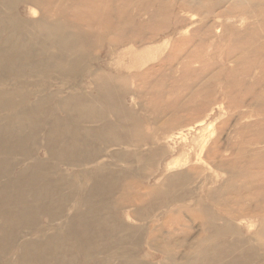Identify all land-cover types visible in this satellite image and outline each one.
Listing matches in <instances>:
<instances>
[{"label":"bare ground","instance_id":"6f19581e","mask_svg":"<svg viewBox=\"0 0 264 264\" xmlns=\"http://www.w3.org/2000/svg\"><path fill=\"white\" fill-rule=\"evenodd\" d=\"M182 1L0 0V264H146L138 258L145 243L164 253L182 239L174 241L176 231L184 236L188 230L177 225L170 231V218L161 224L154 219L145 239L146 227L130 225L118 214L130 208L128 217L139 221L160 210L170 216L200 210L205 216L203 230L212 241L203 249L207 239L184 238L183 244L195 255L182 253L185 256L177 258L182 264L204 262L206 253L212 252L208 258L226 262V253L237 251V246H228V251L226 243L213 241L228 233L232 222L215 215L197 196L204 190L217 205L228 191L234 192L232 180L243 172L235 163L244 151L224 150L234 164L229 167L221 151L215 156L206 153L205 161L227 175L223 182L200 175L201 169L195 167L162 170L155 176L154 164L172 152L160 146L164 137L158 131L171 123L163 122L152 134H144L143 121L124 103L132 91L117 84L116 75L110 76L105 69H110L109 63L105 68L95 66L100 57L93 53L103 46H108L110 58L128 44L139 48L153 41L165 30L157 31L154 25L164 26L169 11L173 17L176 4L186 3ZM224 1L190 0L189 5L200 11ZM245 1L234 0V5ZM93 3L105 9L93 10ZM136 3L144 7L129 11ZM82 75L89 84L82 82ZM53 76L65 77L69 86L45 84V78ZM159 79L148 86L160 85ZM132 96L138 104L144 99L139 92ZM150 145L153 148L142 150ZM110 148L118 150L104 157ZM41 149L47 157L39 156ZM216 158L221 162L214 164ZM177 162L164 170L176 168ZM151 177L158 183L149 185ZM136 179L141 188L129 195V185ZM194 181L199 183L195 189L190 187ZM200 249L204 251L198 254ZM165 255V261L174 264L173 253Z\"/></svg>","mask_w":264,"mask_h":264},{"label":"rangeland","instance_id":"374dc122","mask_svg":"<svg viewBox=\"0 0 264 264\" xmlns=\"http://www.w3.org/2000/svg\"><path fill=\"white\" fill-rule=\"evenodd\" d=\"M251 1L246 0L244 5L238 6L234 5V0L229 2L226 0L217 6L202 7L200 10L204 12L202 13L191 10L190 0H184L182 2L186 3L182 6L176 4L173 17L171 10L169 11L164 26L154 25L158 28L157 31H160L161 27H165V30L153 41L139 48L128 44L110 58L106 57L108 46L99 48V53H93L102 57L101 60H106L104 62L100 58L96 60V68H103L109 63L110 69L104 68L112 74L110 76L116 75L117 84L131 90L132 95L136 92L144 95L141 104L133 101L132 95L124 97L126 108L137 113L143 121L146 129L145 132L143 131L144 134H152L154 128L166 122L171 123L166 129L164 128L167 125L162 129L159 128L160 130L157 129L160 137H164L160 146L165 151L172 152L166 155L162 162L158 161L154 164L153 170L155 172L158 170L155 176L162 170L164 173H172L195 167L196 170L201 169L200 175L223 182L227 180V175L205 161L206 153L211 151L215 156L216 152L221 151L225 155L222 161H225L226 167H229L234 164L224 150L244 151L238 156V163H235L243 172L236 174L237 177L232 180L236 190L228 191L224 197L226 200L221 198V203L218 202L216 205L214 200L206 197L204 190L197 196L205 201L215 215L232 222L230 231L225 232L221 237H213V241L226 243L227 250L228 246L232 248L237 246V251L226 253V262L219 257H215L214 260L208 258L213 254L212 252V254L206 253L204 262L199 261L195 264H264V233H262L264 229V0ZM136 4H132L129 11L135 12L138 6L141 7L140 9L144 7V3ZM169 4L171 5L172 1ZM92 8L105 9L100 7V3H93ZM28 12L32 15L31 11ZM205 12L209 15L206 16L208 13ZM142 31L146 32V30ZM101 36L103 39L106 38L104 32H101ZM201 50L203 53H200ZM151 68L155 72H150ZM82 76L84 78L82 82L89 84L87 77ZM124 78L125 80H122ZM159 78H162V81ZM78 79L81 80V76ZM158 79L161 81L160 85L148 86L151 80L158 81ZM39 82L41 83L42 80ZM143 82L147 84L144 86ZM49 83L52 85L62 83L68 86L70 84L61 76L45 78V84ZM84 89L93 91L87 87ZM165 113L171 114L172 117H168ZM102 143H99L101 148L105 146V143L104 145ZM151 148L152 145L142 150ZM117 150V148L108 149L104 157L108 152ZM40 151L39 156L47 157L43 149ZM216 161L221 162L216 158L214 164ZM171 162H177L178 169L172 167L165 171L164 169ZM64 169L68 173L71 172L70 169L65 167ZM140 181L136 179L129 185V195H132L131 192L136 195L141 188L138 183ZM146 182L151 186L158 183L154 177ZM198 185V181H194L190 187L195 189ZM232 211H236L237 214H230ZM128 212L133 211L131 208L121 209L118 214L130 225L146 227L145 239H148L150 222L154 219L159 220L161 224L162 221L170 218V231L177 225L183 230L188 229L184 236L181 234L182 231H176L174 241L178 239L177 237L182 239L176 242V245L171 244L168 249H163L164 253L145 243L142 247L143 252L139 253L138 258L143 259L146 264H172L165 261V252L169 255L173 253L176 259L174 264H182L177 260L185 256L182 253H188V257L195 255V252L188 250L183 244L184 238L188 236L193 242L198 237L208 240V236H211L203 230L202 223L205 216L197 207L173 216L167 211L162 213L163 211L160 210L144 221L128 217ZM207 240L202 243L203 249L209 247L212 241L209 239L207 242ZM203 249L197 253L201 254ZM218 253L220 254V251Z\"/></svg>","mask_w":264,"mask_h":264}]
</instances>
